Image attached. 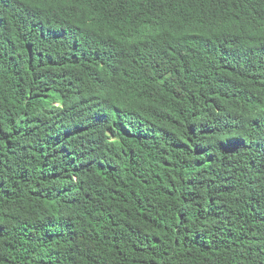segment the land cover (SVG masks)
<instances>
[{
  "label": "trees",
  "instance_id": "obj_1",
  "mask_svg": "<svg viewBox=\"0 0 264 264\" xmlns=\"http://www.w3.org/2000/svg\"><path fill=\"white\" fill-rule=\"evenodd\" d=\"M0 264H264V0H0Z\"/></svg>",
  "mask_w": 264,
  "mask_h": 264
}]
</instances>
